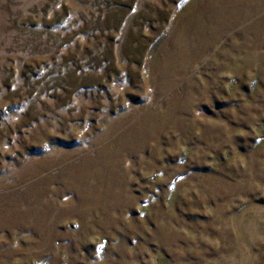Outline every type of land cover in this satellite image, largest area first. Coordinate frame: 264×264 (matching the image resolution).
Instances as JSON below:
<instances>
[{"label":"rangeland","instance_id":"374dc122","mask_svg":"<svg viewBox=\"0 0 264 264\" xmlns=\"http://www.w3.org/2000/svg\"><path fill=\"white\" fill-rule=\"evenodd\" d=\"M0 264H264V0H0Z\"/></svg>","mask_w":264,"mask_h":264}]
</instances>
